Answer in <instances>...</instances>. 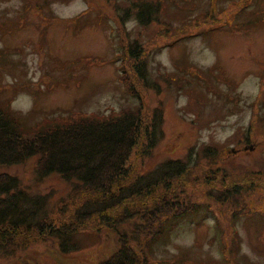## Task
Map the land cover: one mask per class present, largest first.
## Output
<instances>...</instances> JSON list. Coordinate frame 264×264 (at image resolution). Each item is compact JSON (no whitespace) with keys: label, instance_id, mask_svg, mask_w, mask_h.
I'll return each mask as SVG.
<instances>
[{"label":"rangeland","instance_id":"rangeland-1","mask_svg":"<svg viewBox=\"0 0 264 264\" xmlns=\"http://www.w3.org/2000/svg\"><path fill=\"white\" fill-rule=\"evenodd\" d=\"M240 1L0 0V110L24 134L125 107L142 110L147 121L148 110L161 109L163 136L141 170L184 158L193 168L172 183L174 195L199 211L149 244L148 257L163 264H264V0ZM133 2L158 6L151 24L139 25L135 13L119 23L116 14L123 17ZM128 40L150 53L158 91L135 84L129 93L120 81L119 48ZM136 142L129 165L146 140ZM205 147L218 152L211 165L197 157ZM37 163L32 157L0 173L16 177L29 195L48 196L51 219L69 217L62 201L73 184L56 173L38 178ZM230 182L238 194L213 200ZM116 235L79 231L77 250L66 254L52 240H20L13 252L0 249V264H99L117 249Z\"/></svg>","mask_w":264,"mask_h":264},{"label":"trees","instance_id":"trees-1","mask_svg":"<svg viewBox=\"0 0 264 264\" xmlns=\"http://www.w3.org/2000/svg\"><path fill=\"white\" fill-rule=\"evenodd\" d=\"M247 1L250 0L239 3ZM133 3L123 17L116 14L119 23L123 24L135 13L133 19L139 25L151 24L158 6ZM148 53L137 40H128L119 48L120 75H124L120 81L129 93L135 84L159 90L160 85L149 78ZM125 69L130 71L131 79L125 75ZM164 82L171 85L173 81L166 77ZM134 95L142 102V96ZM140 111L125 107L106 118L80 116L74 121L60 120L36 128L30 135L24 134L15 119L0 110V167L38 157V178L56 173L73 184L62 201L65 208L61 206L62 214L69 212V217L55 220L50 218L53 213L48 196L29 195L16 177L0 173V249L11 247L13 252L20 240L25 243L52 240L66 254L77 250L73 238L79 231L111 228L117 233V249L99 264H163L148 257L149 244L166 234L168 227L184 218V214L199 213L197 204L193 205L187 197L175 196L172 186L193 167L179 158L162 161L146 172L141 170L163 136V117L159 107L148 110L151 118L147 121ZM137 138L145 139L146 143L138 147L141 158L129 165ZM200 153L207 165L213 163L210 158L218 156L213 147L197 152L198 158ZM228 184L229 187L213 192V200L224 203L238 194L230 189L233 183ZM124 224L128 228L119 229Z\"/></svg>","mask_w":264,"mask_h":264}]
</instances>
